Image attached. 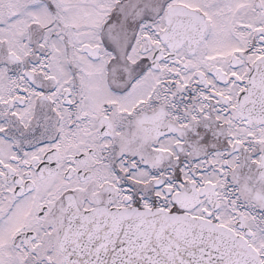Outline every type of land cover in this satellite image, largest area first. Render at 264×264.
Here are the masks:
<instances>
[{
    "label": "snow or ice",
    "instance_id": "snow-or-ice-1",
    "mask_svg": "<svg viewBox=\"0 0 264 264\" xmlns=\"http://www.w3.org/2000/svg\"><path fill=\"white\" fill-rule=\"evenodd\" d=\"M0 264H264V0H0Z\"/></svg>",
    "mask_w": 264,
    "mask_h": 264
}]
</instances>
